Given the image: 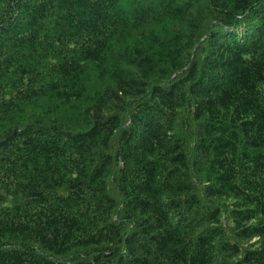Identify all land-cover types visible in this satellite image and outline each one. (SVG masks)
<instances>
[{"label": "trees", "instance_id": "16d2710c", "mask_svg": "<svg viewBox=\"0 0 264 264\" xmlns=\"http://www.w3.org/2000/svg\"><path fill=\"white\" fill-rule=\"evenodd\" d=\"M0 264H264V0H0Z\"/></svg>", "mask_w": 264, "mask_h": 264}]
</instances>
